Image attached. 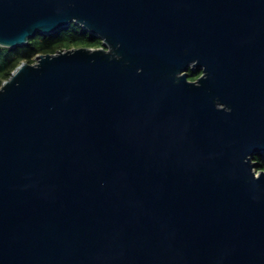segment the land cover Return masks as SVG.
Wrapping results in <instances>:
<instances>
[{
  "label": "water",
  "instance_id": "1",
  "mask_svg": "<svg viewBox=\"0 0 264 264\" xmlns=\"http://www.w3.org/2000/svg\"><path fill=\"white\" fill-rule=\"evenodd\" d=\"M74 23L0 87V264H264V0H0Z\"/></svg>",
  "mask_w": 264,
  "mask_h": 264
},
{
  "label": "trees",
  "instance_id": "2",
  "mask_svg": "<svg viewBox=\"0 0 264 264\" xmlns=\"http://www.w3.org/2000/svg\"><path fill=\"white\" fill-rule=\"evenodd\" d=\"M87 47H105L103 40L93 36L81 25L72 24L65 26L61 30L49 34H36L29 39V42L18 48H4L0 46V87L10 78L11 73L21 64H35L37 57L44 54H56L63 50ZM191 78L195 79L200 73L191 71ZM255 161L259 163V171H264V155L258 154Z\"/></svg>",
  "mask_w": 264,
  "mask_h": 264
},
{
  "label": "flooded vegetation",
  "instance_id": "3",
  "mask_svg": "<svg viewBox=\"0 0 264 264\" xmlns=\"http://www.w3.org/2000/svg\"><path fill=\"white\" fill-rule=\"evenodd\" d=\"M191 71H193V70L190 68V69L188 70L189 74H190ZM190 75H191V74H190ZM202 75H203V72H201L200 76H198L197 78L193 79V78L190 77L189 80H190L191 82H196L199 78L202 77Z\"/></svg>",
  "mask_w": 264,
  "mask_h": 264
}]
</instances>
